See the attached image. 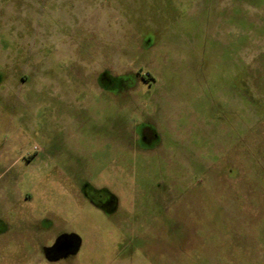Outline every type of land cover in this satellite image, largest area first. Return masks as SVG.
<instances>
[{"label":"rangeland","instance_id":"1","mask_svg":"<svg viewBox=\"0 0 264 264\" xmlns=\"http://www.w3.org/2000/svg\"><path fill=\"white\" fill-rule=\"evenodd\" d=\"M0 264H264V0H0Z\"/></svg>","mask_w":264,"mask_h":264},{"label":"flooded vegetation","instance_id":"2","mask_svg":"<svg viewBox=\"0 0 264 264\" xmlns=\"http://www.w3.org/2000/svg\"><path fill=\"white\" fill-rule=\"evenodd\" d=\"M142 128V138L144 139L146 144L151 143V139L157 137L155 130L148 125H145ZM83 191L85 199L94 206L99 207L105 211H111L115 208V198L111 194H109L105 188L97 189L92 185H84ZM60 238L61 237H57L56 242H54L51 246H46L44 248L47 254H49L51 250H54L56 248L58 242L60 241Z\"/></svg>","mask_w":264,"mask_h":264}]
</instances>
